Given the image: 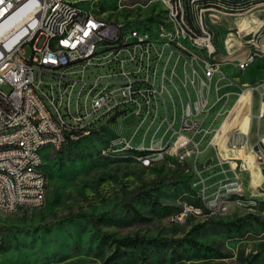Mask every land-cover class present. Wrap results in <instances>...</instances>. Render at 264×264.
<instances>
[{"label": "rangeland", "instance_id": "1", "mask_svg": "<svg viewBox=\"0 0 264 264\" xmlns=\"http://www.w3.org/2000/svg\"><path fill=\"white\" fill-rule=\"evenodd\" d=\"M117 1L106 0L101 6H94V9L110 20L109 10L117 7ZM162 10L158 5L133 11L121 10L115 12V19L133 20V16H137L143 21L152 20V17H157L156 14L148 15ZM242 13L225 10L222 13L205 12V18H212L208 25L217 37L215 60L234 66L252 57L247 69L261 72L264 70V6ZM157 21L160 18L155 19L154 23ZM23 51L25 57L32 53L29 45H25ZM183 61L178 60L177 75L173 76L174 86L167 84V90L163 92L168 121H174L175 131L179 130L181 117L179 102L186 103L189 97L194 102L195 92L200 89L198 81L194 86L187 81L190 67L184 66ZM174 62L175 57L171 64ZM105 75L104 69L93 68L86 72V78L91 81L96 77L105 81ZM44 81L49 83L52 79L44 77ZM259 84L261 82L249 80L246 86L255 87ZM172 100L176 106L175 113ZM235 102L236 96L232 95L225 103H216L212 88L208 107L213 105V108L204 126H208L215 115L222 112L211 125V129L216 130ZM259 103L260 96L255 93L254 112ZM165 105L163 101L158 104L156 119L164 117ZM131 118L130 114L113 120L103 117L94 126L98 128L104 125L99 131L80 137L79 141L67 144L60 151L52 150L44 155L47 176L44 204L34 209L23 208L15 213L0 212V264H264V186L257 183L258 180H264V156L258 155L259 161L253 163L254 158L246 151L249 156L246 163L248 170L239 172V164L235 166L238 179H234V182L239 185L240 198H245L241 181H244L245 174L247 179L248 173L250 175L251 183L248 180L247 185L250 184L251 191L257 195L251 207L237 211V207L230 205L226 216L211 215L210 211H202L199 215L192 213L178 224L173 219L183 204L193 209L203 207L202 195L198 193L197 196L190 190L194 184L196 190H201L199 178L186 168L181 177L169 179L177 167L185 164L179 161L181 154L178 151L175 155L173 152H164L162 159L152 158L148 166L138 159L137 152L113 151L110 146L117 133L120 138L130 140L135 127L138 135L130 140L134 149L142 144L144 133H147L143 142L145 148H148L152 136L153 140H159L166 132L163 143L174 137L171 129L166 131L167 124L164 123L159 129V120L149 130V126L138 128L130 123ZM200 118L204 119V116ZM199 138L200 135L194 137L195 140ZM209 138L204 137L200 143L202 152L198 164L206 180L207 200L213 199L217 190V178L201 168L204 157L209 154V151L203 150ZM193 159L194 156L187 158V162L192 164ZM260 166H263L262 170ZM165 177L167 180L150 190L155 201L141 196L134 198L130 205L127 204L135 191ZM221 177L222 174L218 178ZM69 214H85L96 218L100 221L101 232L95 231L90 218L47 228ZM126 237L154 239L158 242L147 245L143 253L139 254L131 248L116 247L114 240Z\"/></svg>", "mask_w": 264, "mask_h": 264}, {"label": "built area", "instance_id": "2", "mask_svg": "<svg viewBox=\"0 0 264 264\" xmlns=\"http://www.w3.org/2000/svg\"><path fill=\"white\" fill-rule=\"evenodd\" d=\"M81 1L64 0L61 12H53L56 0H0V126L19 121L16 135L4 138L21 143V151L7 150L0 154V167L5 168V176H0V207L12 209V205H19V202H45L46 192H40L41 175L33 171L31 175L15 176V168L24 165L27 160H34L38 140H48V144H65L70 137L91 133L103 117L117 119L128 114L134 116V125H146L149 130L159 120V129L165 123L166 131L171 129L174 136L166 143H163L166 132L159 140H153L152 136L148 150L139 151L147 154H138V159L149 163L152 158H162L164 152L175 155L177 150H184V163L194 156L187 170L197 174L202 185L200 194L205 199L208 188L198 167L200 143L213 133L209 140V145L213 146L214 137L218 134L217 130L211 129L215 117L208 126H204L213 108V105L208 107V98L212 88L215 97L225 95L220 94L218 85H212L213 73L219 65H209V58L217 56V37L210 36L212 28L208 25L212 18H204V9L209 4L206 0H148L160 6H170V11H175V23L171 29L184 33V40L162 41V45H155L158 56H151L144 53V39L155 42V38H161V33L169 31H163L162 25L153 26L148 34H134L136 43H129V35H123V26L143 23V19L137 16H133V20L115 19L116 11H133L142 6L119 4L109 10L111 17L108 22L94 24L89 20V12H79ZM252 1L248 0L250 8L245 11L264 6V2L253 4ZM182 8H189V17H182ZM148 16H155V13ZM47 32H56L55 53H47ZM61 32H68V40H61ZM25 45L31 47L29 57L24 56ZM91 47H99V54L87 56V49ZM175 47H182L183 65L190 66L187 81L192 86L196 81L200 84L194 102L190 97L187 103L179 102V108H185V117H180L178 131L173 130L174 121H168V113H164L161 119H154V104L162 103L161 94L167 90V84L174 86L172 71H176L178 63ZM174 57L175 62L171 64ZM141 59H149L151 72H144ZM93 68L104 69L106 80L101 81L97 77L92 81L87 79L86 72ZM237 68L240 70L242 67ZM44 77L52 81L47 83ZM90 82H97L96 96L87 95ZM98 84H105V92H98ZM14 102H22L20 115H13ZM194 104H201V111H194ZM58 105H66V115L56 116ZM172 105L175 113L173 100ZM82 113H92L94 124L82 121ZM139 113H149V120H139ZM34 129H42L43 137H33ZM137 135L135 127L130 139ZM146 135L143 134L142 142ZM196 135H200L199 140L194 139ZM259 141L262 142L263 138ZM116 142L126 143L127 139L115 138L111 143ZM232 147H237L235 142ZM42 158L43 155L41 162ZM7 165H14V172H7ZM237 168L243 172L247 170V165L241 163ZM222 173L224 178L216 183V199L208 200L212 203L211 215L226 216L230 205L243 206L242 201L229 202L227 186L233 180L227 179L225 171ZM234 179H238L236 173ZM220 207H227V214H220ZM193 211V208L183 204L177 219Z\"/></svg>", "mask_w": 264, "mask_h": 264}, {"label": "bare ground", "instance_id": "3", "mask_svg": "<svg viewBox=\"0 0 264 264\" xmlns=\"http://www.w3.org/2000/svg\"><path fill=\"white\" fill-rule=\"evenodd\" d=\"M104 1L106 0H83L79 4V12H89V20L93 22L94 24H105L106 22H108V19H106L103 14L96 12L94 9V6L100 5ZM147 1L148 0H118L116 6L119 4L120 6H131L132 4H137L138 6H142L141 8H145L150 5L160 6V4H154L153 2H147ZM227 2H230L232 4H227ZM206 3L209 4L208 7L210 8L204 9V18H205V12L207 11H216V12H221V13L224 11V10L223 11L218 10L215 7L220 6V7L225 8V7H228L229 5L241 7V6L247 5L248 0H232V1L206 0ZM222 4H227V5H222ZM63 5H64V0H56V5H53V12H61V6ZM160 7L163 8L162 12H156L155 14L157 17L156 18L152 17V20L154 19V21L155 19L160 18L159 22L157 21L154 23V21L152 22V20L149 19V20H144L143 23H130L126 26H123V35H129V43H136V35L134 34H148L152 30L153 26L162 25L163 31H169V33H161V38H155V42H153L151 39H144V53H150L151 56H158V47L155 45H162V41L178 42L179 40H184V33L179 32V29H171V26L174 25L175 23V11H170V6H160ZM182 17H189V8H182ZM210 36L216 37L212 29H210ZM61 40H68V32H61ZM45 43H46L47 53H55L56 32H47V36H45ZM98 54H99V47H91V49H87V56H94ZM175 55L177 57V62L179 59H184V52L182 51V47H175ZM251 58L252 57H249L241 61L236 66L242 67L241 70L245 69L250 63ZM209 65H220V63L216 62L215 57H212V58H209ZM141 66L142 68H144V72H151V65H149V59H141ZM184 72L186 73L185 68H184ZM175 75H177L176 71H172V79H173V76ZM185 75L187 76V74ZM184 86H186V82L184 83ZM98 92H105V84H98ZM96 94H97V82H90L87 88V95L96 96ZM221 99L222 97L217 95L216 103H219ZM161 101H163L165 105V102L163 99V93L161 94ZM262 105H263L262 108L264 111V103ZM249 108H250V94L248 92H244L241 94L239 98V101L233 111V115L231 116L230 121L224 123L221 127V130L216 135L217 142H220V140L223 137V134L228 132L231 128H237L238 131H242V132H245L247 130L248 123H249V118H248ZM194 111H201V104H194ZM21 113H22V102H14L13 115H20ZM157 113H158V104H154V119L157 118ZM165 113H167L166 105H165ZM64 115H66V105H58L56 109V116H64ZM132 117L134 118V116ZM181 117H185V108H181ZM139 120H149V113H139ZM82 121L86 122V124H94L93 114L92 113H82ZM139 127L140 126H138V128ZM18 130H19V121H12L9 123H4L3 125L0 126V138H1L0 139V154L5 153L7 150L21 151V143H19V141L8 140V138H4L9 135H16ZM90 134L91 133H83L77 137H70L68 142L65 144H48V140H38V146L35 147L34 160H27L25 161L24 165H19V167L15 168V176L31 175L33 171L34 173H38L39 175H41L40 192H46L47 176L44 170V159L43 158L41 162V155H43V150L50 149L54 151L55 150L60 151L64 149L67 144L77 142L79 141L80 137L88 136ZM33 137H43V130L34 129ZM116 138H120L119 133H117ZM130 140H127L126 143L124 142H116V144L111 143L110 148H113V151H117V150L146 151L148 150V148H145L143 146V142L139 147L134 149L130 144L131 143ZM177 151L178 153L181 152L180 153L181 155L178 157L179 161L184 163V150H177ZM246 151L250 153V146L240 147L239 149V152L242 154L244 161L247 163L249 160V156L246 155L247 153ZM39 162H41V166H39ZM141 162L144 166H148L150 164V162L147 163V161L145 160H141ZM7 172H14V165H7ZM0 176H5V168L0 167ZM238 186L236 185L235 182L227 186V194H230L229 202L241 201V198H240L241 196H240V191H239ZM214 199H216V193L213 199L211 200H214ZM202 200H203L202 208L194 209L193 212L184 214L183 216L180 217V219H177L178 214H179L178 212L177 215L175 214L176 216L174 217L173 221L175 223L180 224V223H183L187 219V217L191 215L192 213L194 214L196 213L199 215L202 211L212 210V203H210L207 200L206 192H205V199L203 197ZM43 204L44 203L42 202H35V203L19 202V205H12V209L8 207H0V212L1 213L2 212L3 213H15L23 208L34 209V208L41 207ZM220 214H227V207H220Z\"/></svg>", "mask_w": 264, "mask_h": 264}, {"label": "crops", "instance_id": "4", "mask_svg": "<svg viewBox=\"0 0 264 264\" xmlns=\"http://www.w3.org/2000/svg\"><path fill=\"white\" fill-rule=\"evenodd\" d=\"M249 65L244 70H239L236 64H234L233 66L227 62H223V63L220 62L218 70L215 71L212 76V85H215V84L218 85V87L220 88L219 92L220 93L222 92L221 94H225V95H219L222 97L220 102L224 101L225 103L229 99L230 96L232 95L236 96V102L230 108V110L224 115L220 123V126L216 129L218 133L221 130L222 125L230 121V118L233 115V111L239 101L241 94L244 92H248L250 94V108H249V113H248L249 123H248L247 130L245 132L238 131L237 128H231L228 132L223 134V137L220 140V142H217V138L215 136L213 140V144H214L213 146L209 145V140L213 133L207 135V136H210V138L207 141V143L204 145L203 150L209 151V154L204 157L202 164H201V168H203L205 171L210 173V175L213 178H217L215 183L219 182L221 179L224 178V174L222 173V171H225V176L227 177L229 181L233 180L234 182L235 166L241 163L246 164V162L243 159L242 154L239 152V149L241 146L242 147L250 146V155L252 156V158H254L253 163H256L259 161L256 159L258 154H262L264 156V111L262 108L263 107L262 104L264 103V70H262L261 72H258L256 70L251 71L247 69ZM223 76H225V79H222ZM249 80L254 81V83L261 82V84L255 87L246 86L247 81ZM255 93H258L260 96V103L258 105L256 112H254V109H253V99H254ZM226 94L228 95L227 99H225ZM221 113L222 112H220L219 115H221ZM216 118L217 116L215 115V119ZM133 122H134V118L132 117L130 123H133ZM254 128H255L254 135H252V131ZM260 138H263V141L261 143L259 141ZM234 142L237 145L236 148L232 147ZM74 143L76 142H73L72 144ZM51 151L52 150L50 149H45L43 151V159H44V155L48 154V152H51ZM198 162H199V159H198ZM185 163H186L187 168L191 165L187 162V159ZM262 168L263 166H260L261 170ZM247 170H248V166H247ZM221 174L223 175V178L222 177L218 178L219 175ZM246 175L247 174H245L244 181H241V187L245 193L244 199L247 202H250L253 199H256L257 195H255L251 191L250 184L247 185L248 180L250 181V183H251V180H250L249 173H248V176H249L248 179ZM257 183H259L260 185L262 184L261 186H264V180L263 181L258 180ZM193 187L195 188V184ZM198 193H200V191H197L196 193L197 196H199Z\"/></svg>", "mask_w": 264, "mask_h": 264}, {"label": "trees", "instance_id": "5", "mask_svg": "<svg viewBox=\"0 0 264 264\" xmlns=\"http://www.w3.org/2000/svg\"><path fill=\"white\" fill-rule=\"evenodd\" d=\"M229 1H232V0H229ZM258 2H264V0H253L252 3L253 4H256ZM206 9L207 8H210V7H205ZM216 9L218 10H227L228 12H233V13H242L244 12L245 10H248L250 7L248 6V3L247 5L245 6H232V5H229L228 7H215ZM114 118H111L110 120H113ZM104 125H101L100 127L98 128H92L91 129V133L95 132V131H99L101 128H103ZM115 139V138H114ZM121 148V147H119ZM134 152H137L139 155H145L147 154L146 152H139V151H134ZM187 168L186 166V163L184 165H182L181 167H177V171L175 173H173L169 179L172 180L173 179V176H182L183 175V172L184 170ZM167 177H165L164 179H160L158 181H151L150 184H147L145 185L144 187L138 189L137 191H135L134 193V197L132 199H128V202L127 204L130 205V203L132 202V200L134 198H139L141 196H146L148 197L150 200L152 201H155V198H153L151 195H150V190L151 188H153L154 186L156 185H160L162 184L166 179ZM190 190L196 194L198 190H196L194 187H190ZM241 201H242V208L241 207H237L236 210L237 211H242L243 209L247 208V207H251L252 206V201L250 202H247L244 198H241ZM90 218V219H89ZM78 219H89L91 224H92V227L95 229L96 232H101L99 230V227H100V221L97 220L96 218H92L88 215H85V214H69V215H65L62 217V219L60 220H56L54 221V223L50 224L47 226V228H51V227H54V226H57L59 224H63V223H66V222H72L74 220H78ZM11 229L9 228V231ZM104 237H106V235H104ZM158 241L154 240V239H145V238H129V237H126V238H123V239H120V240H114V243L116 244V247H127V248H131L132 250H135L137 253L139 254H142L143 251H144V248L148 245H154V244H157ZM163 242H161L162 244Z\"/></svg>", "mask_w": 264, "mask_h": 264}]
</instances>
